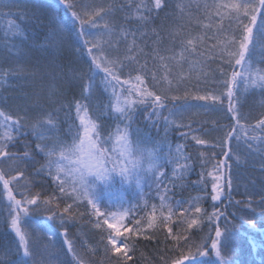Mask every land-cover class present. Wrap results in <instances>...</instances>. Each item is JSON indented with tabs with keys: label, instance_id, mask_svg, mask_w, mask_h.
I'll use <instances>...</instances> for the list:
<instances>
[{
	"label": "trees",
	"instance_id": "obj_1",
	"mask_svg": "<svg viewBox=\"0 0 264 264\" xmlns=\"http://www.w3.org/2000/svg\"><path fill=\"white\" fill-rule=\"evenodd\" d=\"M262 4L0 0V264H264V83L235 62L244 26L264 22ZM233 71L235 85L222 83ZM109 77L131 92L132 121L127 105L117 111ZM146 93L164 107L140 103ZM206 94L220 99H195ZM83 111L107 156L122 133L144 167L142 181H130L128 193L140 190L120 231L103 219L105 198L92 204L58 166L80 140ZM6 186L27 204L18 233ZM216 227L223 259L211 248Z\"/></svg>",
	"mask_w": 264,
	"mask_h": 264
},
{
	"label": "rangeland",
	"instance_id": "obj_2",
	"mask_svg": "<svg viewBox=\"0 0 264 264\" xmlns=\"http://www.w3.org/2000/svg\"><path fill=\"white\" fill-rule=\"evenodd\" d=\"M253 24H256V22ZM109 82L115 93L114 102L117 108L126 105V101L129 104L132 103L133 96L131 92L123 87L118 80L109 77ZM79 115V126L82 132L80 140L73 145L70 149L71 151L65 152L59 158L58 166L62 168L61 170L64 171L73 186L78 191H81L84 196L89 197L92 204L100 197L105 198L103 202L106 205H104L103 209H105L104 215L106 212L107 215L103 219L109 223L110 227L114 228V232L120 231L127 217L125 216L121 219L120 214L127 211L126 208H129L130 204H133L136 196L139 195H137L136 191H139L140 188H136V184L133 185L135 187L134 191L127 192L130 181L133 178L141 182L143 178L140 172L144 167H141L139 161L134 158V153L131 152L128 145V139L122 133L115 138L117 153L115 152L116 155L112 160L101 148L96 126L90 116L86 111H83L81 114L79 113ZM116 174L120 178H115ZM124 181L126 182L124 183ZM99 191L102 192L100 193ZM9 194L10 189L6 186L4 188L3 198L12 206L11 211L15 215L12 221L15 219L17 226L19 215L26 211L27 204L17 200L14 196L10 198ZM42 226L39 227L45 229V233L51 243L56 244L54 232ZM16 232L18 233V230ZM18 235L20 236V234ZM113 243H115L114 240ZM115 249L124 250L120 245Z\"/></svg>",
	"mask_w": 264,
	"mask_h": 264
},
{
	"label": "snow or ice",
	"instance_id": "obj_3",
	"mask_svg": "<svg viewBox=\"0 0 264 264\" xmlns=\"http://www.w3.org/2000/svg\"><path fill=\"white\" fill-rule=\"evenodd\" d=\"M261 7H264V4L261 5ZM239 48H240V55L242 57V59L235 61L236 63H240V64H246L248 66V72L247 75L249 77H252L254 74L256 75L257 80L260 83H264V68L261 69H257L256 68V62L255 60L252 58V54L255 53H260L259 56V60H264V22H261L259 24L258 30H257V25L253 24L251 26V28L249 29V26H244V29L242 30V35H241V39L239 41ZM231 55V54H230ZM97 63H99V61H97ZM238 73H236L235 71H233L231 73V78L230 79H226L224 81H222V83L224 84H229L231 83L233 86L235 85L236 79H237ZM144 95V99H142L140 101V103H146L148 102V98H151V103L154 105V107L159 110L162 109L164 107L165 104V98H161V97H154L151 93H146L143 94ZM234 95V91H233V87L229 88L227 90V96L228 97H232ZM195 99L198 100H204V101H216L220 99V96L217 95H197L195 97ZM125 104L127 105L128 108L131 109L130 112H127V114L125 115V119H128L129 121H132L134 119V105L133 104H129L127 101L125 102ZM229 110L231 111V113L233 114V112H236L237 109L235 107H233V105L231 103H229ZM118 112L120 113H124L125 109L124 108H118L117 109ZM157 115H159V111H157L156 113ZM165 122L167 123V118H165ZM258 123L261 126H264V120H260L258 121ZM198 143L203 144L205 143V141L203 140H199ZM224 155L227 157L228 153L225 152ZM226 160H222L219 161L217 167L219 168H223L226 164ZM223 173H221V175L216 177L217 181H221L223 180ZM213 187V191L215 192V195L212 196V199L214 201L219 200L220 199V195L222 193V188L220 187L219 183H214L212 185ZM229 187H231V180H229ZM61 192L64 191L63 188L60 189ZM9 197L12 198V194H9ZM38 197V194H37ZM18 203V202H17ZM262 203H264V200H262ZM197 213L201 212V208L197 207L196 209ZM65 211H67V208H65ZM262 211H264V209H262ZM95 213V212H94ZM129 214V212L125 211L124 213L120 214L121 215V219H123V217L127 216ZM220 213L218 212H213L211 215H209L207 218L209 220H215L218 219ZM16 220L14 219L12 221V227L14 229H16ZM198 221L197 220H192L191 224L189 225V227L191 228L193 225H197ZM99 226V225H97ZM225 232H228L230 234V230L225 228L224 230ZM223 233L221 231V229L219 227H216L215 229V239H213L211 241V248L215 250V254L217 257H220L221 259H223L221 257L220 254V240L222 237ZM113 239H110V243L113 245L114 248L118 247L117 246V240H115V243H113ZM205 243L206 242H202L200 245L197 246V251L198 254L200 255H207V252H201L200 249L205 247ZM124 248L127 249L128 245L127 243L124 244ZM127 255V253L125 252V256ZM190 261H192V264H195V258L194 257H189L188 258Z\"/></svg>",
	"mask_w": 264,
	"mask_h": 264
}]
</instances>
